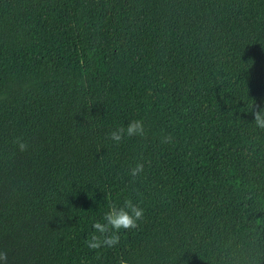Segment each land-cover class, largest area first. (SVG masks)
<instances>
[{"label":"trees","instance_id":"16d2710c","mask_svg":"<svg viewBox=\"0 0 264 264\" xmlns=\"http://www.w3.org/2000/svg\"><path fill=\"white\" fill-rule=\"evenodd\" d=\"M254 103L264 0H0L7 264H264ZM133 120L143 137L109 138ZM125 199L138 228L89 249Z\"/></svg>","mask_w":264,"mask_h":264},{"label":"clouds","instance_id":"9594fccd","mask_svg":"<svg viewBox=\"0 0 264 264\" xmlns=\"http://www.w3.org/2000/svg\"><path fill=\"white\" fill-rule=\"evenodd\" d=\"M251 115L254 117L256 126L264 129V104L254 103ZM145 135V127L142 120H133L128 123L127 127H121L109 134V138L119 144L127 137ZM17 148L20 152H25L28 145L21 141H16ZM144 172V164L138 163L130 169V175L133 178L139 177ZM144 218V209L138 204L133 203L131 199H125L122 205L111 203L109 210L103 215L102 220H98L92 224L93 233L91 238L85 243L91 250H99L101 248H113L120 242V231L138 228V222ZM0 261L7 264V252L0 251ZM120 264H127L123 259Z\"/></svg>","mask_w":264,"mask_h":264}]
</instances>
